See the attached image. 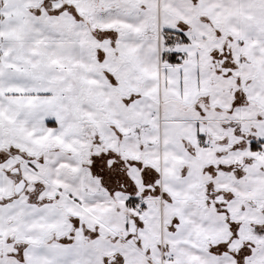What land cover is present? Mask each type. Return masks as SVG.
<instances>
[{
  "label": "snow or ice",
  "instance_id": "obj_1",
  "mask_svg": "<svg viewBox=\"0 0 264 264\" xmlns=\"http://www.w3.org/2000/svg\"><path fill=\"white\" fill-rule=\"evenodd\" d=\"M0 264H264V0H0Z\"/></svg>",
  "mask_w": 264,
  "mask_h": 264
}]
</instances>
